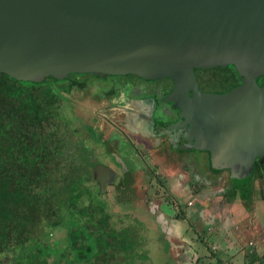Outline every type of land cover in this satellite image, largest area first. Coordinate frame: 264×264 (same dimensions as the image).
Listing matches in <instances>:
<instances>
[{
	"label": "water",
	"instance_id": "obj_1",
	"mask_svg": "<svg viewBox=\"0 0 264 264\" xmlns=\"http://www.w3.org/2000/svg\"><path fill=\"white\" fill-rule=\"evenodd\" d=\"M232 66L241 83L200 93L194 68ZM0 73L20 81L69 74L167 77L181 117L216 169L252 167L264 151V0H0ZM169 102H177L173 95ZM143 121L141 131L151 129ZM103 192L114 174L96 164Z\"/></svg>",
	"mask_w": 264,
	"mask_h": 264
},
{
	"label": "trees",
	"instance_id": "obj_2",
	"mask_svg": "<svg viewBox=\"0 0 264 264\" xmlns=\"http://www.w3.org/2000/svg\"><path fill=\"white\" fill-rule=\"evenodd\" d=\"M227 69L226 75L224 69L209 71L217 81L211 87L227 90L233 76L238 82L233 67ZM111 77L120 76L69 74L30 82L0 73V264H81L92 246L99 252L92 260L104 263L109 252L124 248H113L100 199L109 184L99 192L92 178L96 143L85 126L66 116L64 101L72 91ZM257 81L264 87V74ZM83 235L92 241L84 245ZM262 259L244 255L245 264Z\"/></svg>",
	"mask_w": 264,
	"mask_h": 264
},
{
	"label": "rangeland",
	"instance_id": "obj_3",
	"mask_svg": "<svg viewBox=\"0 0 264 264\" xmlns=\"http://www.w3.org/2000/svg\"><path fill=\"white\" fill-rule=\"evenodd\" d=\"M111 85L112 81L107 80L64 96L66 116L87 128L96 143L95 158L114 174L100 199L109 214L108 227L115 237L113 248L124 247L119 252H109L108 261L102 263L92 260L91 256L99 253L92 246V255L83 251L81 264H243L249 250L259 248L263 253L264 185L249 177L252 167L220 176L219 170L196 165L190 176L191 191H196L190 195L191 207L186 206L188 193L178 197L168 192V185H163L162 190L153 184L149 187L146 178L152 175V168L138 142L139 137L146 136L128 124L115 122L121 117L111 108L117 106V97L103 98L112 92ZM113 122L124 130V138L111 129L109 124ZM197 158L193 151L191 159ZM138 159L146 164L141 167ZM93 187L96 189L95 182ZM167 195L176 200L173 207L163 202ZM176 206L182 218H176ZM83 237L84 245L92 241L87 235Z\"/></svg>",
	"mask_w": 264,
	"mask_h": 264
},
{
	"label": "flooded vegetation",
	"instance_id": "obj_4",
	"mask_svg": "<svg viewBox=\"0 0 264 264\" xmlns=\"http://www.w3.org/2000/svg\"><path fill=\"white\" fill-rule=\"evenodd\" d=\"M227 67L194 68L192 72L197 90L200 93L224 94L232 88L237 87L241 83V80L237 76L235 70L234 72L238 82L234 80V76L232 75L233 79H231V83L233 85H228L229 87L227 90H223L222 88L218 89L215 86L211 87V83L214 84L217 81L214 82V80H210L209 76L212 72L209 71L211 69L213 71L224 69L220 72L226 75L229 74ZM119 76L120 77H111V81H114V84L110 86L112 92L106 94L103 98L117 97L115 99L117 106H112L111 108L116 109L115 112L118 111L121 117L119 116L120 119L115 122H118L121 126L128 124L133 130H137L138 134L146 136L139 137L138 142L143 149L142 152L148 159L149 167L152 168V177L146 178L149 179V187H151L150 184H153L154 188L157 187L162 190L163 185H165L163 181L165 171H172L173 176H179V173H182V176L186 177V180L183 181L182 184L186 186L188 191L193 190L190 176L196 165L200 164L204 166L206 170L210 171H216L217 169L210 163L209 153L207 151H197L196 149L187 148L190 145H194L193 141L196 139V136L194 135L195 133L192 132L193 127L191 126V122L181 117V110L177 108L176 105L178 101L181 102L183 100L184 96L192 98V91L184 90L178 95L177 91L174 90L173 81L167 77L145 80L134 75ZM226 78H228V76H226ZM258 78L256 79L257 86L263 87L259 85L257 81ZM170 95H173V98L177 102H169L168 98ZM147 119L151 120V129L149 130L148 128V131L144 133L141 131V128L143 126V121ZM113 124L114 122L109 124L111 129L124 138V130L119 129V127ZM113 149L116 148L113 147ZM193 151L197 152V160L191 159ZM261 155H264V151ZM137 156L142 155L137 153ZM260 159V156L253 158L252 169L249 174V177L256 178L259 184L264 181V159L261 161ZM137 161L139 164L140 160L138 159L136 162ZM140 162L141 167L146 164L145 162ZM178 163H180V167ZM98 164L107 167L104 162L100 163V161H98ZM225 171L226 170H222V172ZM175 172H177L178 175H176ZM226 172L228 173V171ZM144 174L143 171L142 175ZM169 195L166 197L169 202H172L171 207H173L176 201ZM188 205L190 204L188 203Z\"/></svg>",
	"mask_w": 264,
	"mask_h": 264
},
{
	"label": "crops",
	"instance_id": "obj_5",
	"mask_svg": "<svg viewBox=\"0 0 264 264\" xmlns=\"http://www.w3.org/2000/svg\"><path fill=\"white\" fill-rule=\"evenodd\" d=\"M217 170H219L220 176H223L224 174H226L227 173L226 171L230 172L228 169H217ZM222 170H226V171L225 172H222ZM179 174H180L179 176H173L172 171L171 172L170 171H165V174L163 176V181H164L166 187L168 185V187H167L168 188V192L170 194H172V195L179 194L178 197H180V194L183 193V196H184V194L186 195V193H188V195H186L187 196L186 206L191 207L193 205V201L190 198V195L193 194V193H195L196 191H194L193 193H192V191H189L188 192L186 186L184 184H182L183 181L186 180V177H183L182 176V173H179ZM174 175H175V173H174ZM176 175H178V174L176 173ZM237 175L238 174H236L233 178L234 179H237ZM262 184L264 185V181H263ZM162 199H163V202H165L167 204H170L171 203V205H172V202H169V200L167 199V197H163ZM188 203L190 205H188ZM176 209H178V211H179L178 206H176L175 209H173V210H175L174 211L175 212V216H177V215H178V217L181 216L182 213H178L177 214V210ZM179 246L180 245H178V247ZM249 246H254V245H253V243H251V244L249 243ZM258 246H262V245H258ZM178 247H177V250H178ZM227 251H228V247H227ZM250 252H252L253 254H255L258 258L259 257H263L262 260H256V261L253 260L251 262V264H264V252L262 253V251L259 248H258V250L255 249V248H253V249L249 250L247 253H250ZM189 261H191V259ZM227 264H229V262H227ZM243 264H245L244 261H243Z\"/></svg>",
	"mask_w": 264,
	"mask_h": 264
}]
</instances>
